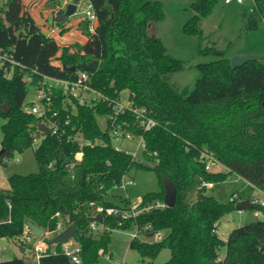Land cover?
I'll list each match as a JSON object with an SVG mask.
<instances>
[{
    "label": "trees",
    "instance_id": "trees-1",
    "mask_svg": "<svg viewBox=\"0 0 264 264\" xmlns=\"http://www.w3.org/2000/svg\"><path fill=\"white\" fill-rule=\"evenodd\" d=\"M90 1L97 16L95 31L90 33L85 21L86 41L63 45L43 31L23 0H0V49L18 62L12 78L0 69V106L5 102L10 106L8 113L0 108V115L7 119L2 126V164L7 165L15 152L33 147L34 132L41 138L35 150L39 171L14 173L8 177L9 188H0V237L17 238L29 221L52 232L60 218L68 217L79 238L82 264L96 263L100 250L108 248L110 229L121 227L136 228L130 248L138 250L143 259L154 260L163 249H170L171 257L162 264H264V222L256 219L235 228L223 240L218 235L219 223L236 209L235 201L222 203L203 185L224 182L228 174L235 173L264 191V64L253 60L234 68L222 51L218 59L197 65L199 76L193 90H180L170 78L183 69L182 61L149 32L166 18L161 0ZM215 3L194 2L196 13L186 22L185 31L203 38L201 19L211 14ZM59 16L58 24L63 25ZM244 18L246 30L259 29L264 24V0H253ZM201 49L205 52L213 47ZM95 59L100 65L92 74L94 85L112 96L130 91L135 105L146 107L158 122L143 131L135 125L134 117L128 118L130 128L143 135V162L115 148L109 132L100 127L97 116L110 112L105 104L80 106L73 117L69 129L77 125L87 139L98 141L83 149L66 135L40 133L36 117L24 110L29 90L25 73L35 70L71 77L74 74L67 73L64 66ZM204 151L227 170L207 171ZM139 169L155 170L162 190L145 194L137 208L164 202V177L176 184L174 207L133 215L129 199L122 206L107 200L112 188ZM194 189L197 200L191 206L188 194ZM98 205L119 207L130 215L124 213L121 219L119 215L104 216L100 223L104 232L96 235L90 223ZM257 208L264 210L261 205L253 209ZM8 219L11 222H4ZM140 232L147 238L163 234L149 242L138 238ZM55 247L57 253L43 256L41 264H71L61 245ZM222 248L226 249L224 257ZM1 264L35 263L15 256Z\"/></svg>",
    "mask_w": 264,
    "mask_h": 264
},
{
    "label": "rangeland",
    "instance_id": "rangeland-1",
    "mask_svg": "<svg viewBox=\"0 0 264 264\" xmlns=\"http://www.w3.org/2000/svg\"><path fill=\"white\" fill-rule=\"evenodd\" d=\"M28 8H32L31 15L48 34L54 28L56 31L51 36L56 37L63 45L82 43L85 38L83 33V23L86 20L87 0H82L74 15L67 18L63 25L58 24L60 11L67 8L66 2L71 0H24ZM164 3L166 18L160 23L154 24L149 32L158 36L169 50V53L181 60L183 69L171 75V82L180 90H193L199 76L197 65L218 59L217 51H225L227 56L232 58L237 54L260 55L264 57V24L256 30H246L244 11L251 9L253 0H243L241 3L236 0L230 4L226 0H216L211 14L201 19L203 38L196 34L185 31V24L195 15L192 7L198 0H161ZM67 28L65 32L60 30ZM85 35V36H84ZM84 36V37H83ZM213 47L203 52L201 48ZM264 64V58L260 59ZM57 62V61H56ZM35 100V91L29 88L26 98V105ZM98 123L102 129L106 128V119L103 115L97 116ZM7 119L0 115V151L1 140L3 138L2 126ZM39 142L24 152H15L7 165H3L0 160V188H9L8 177L14 173L27 175L39 171L35 150ZM113 146L119 150L132 154L141 162L144 161V141L136 136L133 141H113ZM221 168L218 166L217 169ZM134 180L135 184H127ZM125 185L112 188L106 195L107 200L117 205H125L126 199L140 203L142 197L149 192H159L162 184L158 173L152 169L133 170L124 180ZM208 187V194L215 196L222 203H229L233 193L238 197L235 204L249 198H258L264 202V191L254 187L242 176L235 173L228 174V179L224 182L216 183L214 188ZM197 200V191L194 189L188 194V201L192 206ZM255 209L233 210L226 214L219 223L218 235L223 240H227L230 232L242 225L256 220ZM104 232V227L99 226L95 231L96 235ZM163 233V232H162ZM136 234V228H113L110 229L111 239L106 251L100 250L98 261L93 264H162L169 260L171 251L163 249L154 260L143 259L139 251L130 248V241ZM50 237H53L51 235ZM138 238L143 241H155L158 236L147 238L143 233L138 234ZM21 243L16 237H0V250L4 259H11L15 256L23 258L27 262H36V255L30 247L23 245L26 252L20 249ZM225 248H222L220 255L224 256Z\"/></svg>",
    "mask_w": 264,
    "mask_h": 264
},
{
    "label": "built area",
    "instance_id": "built-area-1",
    "mask_svg": "<svg viewBox=\"0 0 264 264\" xmlns=\"http://www.w3.org/2000/svg\"><path fill=\"white\" fill-rule=\"evenodd\" d=\"M235 0H226L227 4L232 3ZM241 3L243 0H236ZM87 10H86V20L88 23V30L90 33L95 31V24L97 21L96 13L93 10V6L90 0H87ZM56 30L53 28L47 35L51 36ZM18 66V62L13 57L11 53L0 49V69H2L8 78H12L15 68ZM74 76L71 77H56L47 74L39 73L38 71L27 72L24 75V82L30 88L35 91V100L29 105H24V110L32 114L37 119V128L40 133L46 135L45 131L40 129V125L43 124L49 129L48 134H59L66 135L69 140L78 143L79 147L83 149L85 146L95 145L98 141H93L87 139L77 125H72L74 116L78 115V109L80 106L95 107L100 104H105L110 107V112L104 114L106 119V128L104 131H108L113 141H133L136 136L143 139V135L135 133L130 128V123L128 118L130 116L134 117L135 125L142 129L143 131H148L158 125V122L153 118L146 107H141L135 105L130 91L124 90L121 92H116V95H110L103 90L97 88L93 83V72L87 71L85 69H77L73 73ZM40 135L37 132L33 133V142H40ZM144 141V139H143ZM122 151V150H121ZM77 158H82V151L77 155ZM202 159L205 161V168L207 171H217V167L222 164L220 161L211 153L204 151L202 154ZM226 168V167H225ZM227 170V169H225ZM127 184L134 185L135 181L130 180ZM122 185H125L124 181ZM203 185L212 186V183L203 182ZM238 195L233 193L231 196V201H236ZM251 202L256 205H261L264 207V202L258 198H250ZM140 203L136 201L131 203L132 214L149 210L153 208H165L167 204L164 202H156L150 206L138 209ZM9 208L11 204L9 203ZM125 216H129V212H124ZM124 213L119 207H105L103 205L96 206L92 214V220L90 223V229L95 232L101 222H99L95 217L99 214L104 216L109 215H122ZM60 216L59 213H57ZM254 216L258 220L264 222V210L257 208L254 211ZM4 222H11L8 219ZM2 222H0L1 225ZM69 218H60L57 222V227L55 231H49L45 228L42 235L38 237L36 233L30 228L28 222L25 223L24 231L17 238L19 239L21 245H26L36 255L35 264H41V259L43 256L50 253H57L55 245L50 244L49 241L56 235L62 233L69 227ZM162 232L156 234L159 238L162 237ZM53 235V237H50ZM136 234H134L135 236ZM60 244V243H59ZM61 252L70 258L71 264H82L81 258V245L79 241H76L71 237L67 242L61 243ZM225 255V254H224ZM224 257V256H221ZM4 257L0 250V264L4 261Z\"/></svg>",
    "mask_w": 264,
    "mask_h": 264
},
{
    "label": "water",
    "instance_id": "water-1",
    "mask_svg": "<svg viewBox=\"0 0 264 264\" xmlns=\"http://www.w3.org/2000/svg\"><path fill=\"white\" fill-rule=\"evenodd\" d=\"M81 1L82 0H71V2L67 4L66 10L60 13V16H59L60 20L66 21L68 17L74 15L77 11V6ZM216 53L221 54L220 51H217ZM262 58L264 57L260 55L237 54L231 58V62H232V66L234 68H237V67H240L246 64L249 61L260 60ZM99 65H100V61L98 59H95L91 61L90 63H80V64L73 65V66H64L63 69L69 74H73L74 72L77 71V69H85L87 71L95 73L98 70ZM0 108L5 113H8L10 111V106L7 102L2 104ZM39 127L41 130L45 131V133L47 134L49 133V129L45 125L41 124ZM148 166L150 168H155L156 164H148ZM163 183H164V188H165L164 201L168 207H174L177 202V195H178L176 184L173 180H171L168 177L163 178ZM253 208H254V204L251 202L250 198L243 200L241 202H238L236 204L237 210H251ZM95 218L99 222H102L103 215L99 214ZM119 218L121 219L122 215H119ZM28 224L38 237L42 235L44 231L42 227L37 226L35 223L31 221H29ZM71 237H73L76 241H79V238H78V235L75 229L73 228V226L70 225L69 227H67L65 231L53 237L49 241V243L50 244H59V243L61 244V243L67 242ZM22 249H24V247H22Z\"/></svg>",
    "mask_w": 264,
    "mask_h": 264
},
{
    "label": "crops",
    "instance_id": "crops-1",
    "mask_svg": "<svg viewBox=\"0 0 264 264\" xmlns=\"http://www.w3.org/2000/svg\"><path fill=\"white\" fill-rule=\"evenodd\" d=\"M23 1H24V0H23ZM39 1L44 2L45 0H39ZM24 4H25V1H24ZM66 4H68V2H66ZM25 5H26V9H27L29 12L32 13V11H33L32 8L29 9L28 6H27L28 4H25ZM63 22H64V21H63ZM84 36H85V35H84ZM84 36H83V37H84ZM87 37H88V36H85V38L82 39V44L86 41ZM225 169H226L225 166L222 164V165H221V168L217 169V171H225ZM214 186H215V184L212 185V188H214ZM19 247H20V249H21L22 252H26V248H25V247H24V249H22L23 245H20Z\"/></svg>",
    "mask_w": 264,
    "mask_h": 264
}]
</instances>
